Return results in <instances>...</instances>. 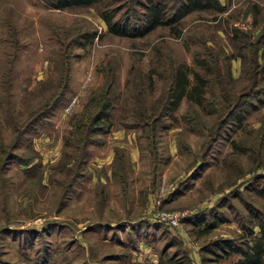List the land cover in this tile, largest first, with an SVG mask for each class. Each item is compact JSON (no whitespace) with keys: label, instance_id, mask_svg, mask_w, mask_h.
<instances>
[{"label":"rangeland","instance_id":"374dc122","mask_svg":"<svg viewBox=\"0 0 264 264\" xmlns=\"http://www.w3.org/2000/svg\"><path fill=\"white\" fill-rule=\"evenodd\" d=\"M50 1L0 0V264H240L264 220V0L137 36L99 12L138 0ZM179 63L204 99L168 111Z\"/></svg>","mask_w":264,"mask_h":264},{"label":"trees","instance_id":"16d2710c","mask_svg":"<svg viewBox=\"0 0 264 264\" xmlns=\"http://www.w3.org/2000/svg\"><path fill=\"white\" fill-rule=\"evenodd\" d=\"M101 1L103 0H53L50 1V5L54 7H62L72 4L85 5ZM138 4L143 7L141 16H133V14L129 13L116 16V12L112 9H101L99 14L105 22L106 29L112 33L121 35H143L156 25L170 24L190 9L205 5L203 2H199L198 0H184V3L181 6H177L173 13L167 14L165 4L160 0H144V2L138 0ZM260 70L264 72V62L261 63ZM190 71L192 79H190L188 75ZM169 79L167 94L164 99V109L171 111L183 96L195 103L197 106L202 105L205 91L204 84L206 80L196 70H188L185 64L179 63L173 68V70H171ZM109 101V96H104L102 98L96 112L91 118V122L94 123L99 115H103L104 117L109 113ZM260 101L264 103V98H261ZM206 224L209 225V223ZM258 225V234H254L251 242H247V246H245L246 248L240 250V264H264V220H260ZM221 241L222 243L217 241V246H222L223 249V244L227 245L228 243L226 239H222ZM151 264L170 263L157 262Z\"/></svg>","mask_w":264,"mask_h":264},{"label":"built area","instance_id":"2783aa9c","mask_svg":"<svg viewBox=\"0 0 264 264\" xmlns=\"http://www.w3.org/2000/svg\"><path fill=\"white\" fill-rule=\"evenodd\" d=\"M160 217L164 218L167 217L170 219L172 223L176 222L178 220V216L176 217L175 214H170L168 212L161 211L160 212Z\"/></svg>","mask_w":264,"mask_h":264}]
</instances>
